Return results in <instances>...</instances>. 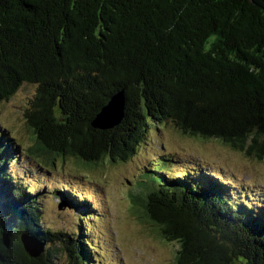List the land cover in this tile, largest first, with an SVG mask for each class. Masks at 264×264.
<instances>
[{"label":"trees","instance_id":"trees-1","mask_svg":"<svg viewBox=\"0 0 264 264\" xmlns=\"http://www.w3.org/2000/svg\"><path fill=\"white\" fill-rule=\"evenodd\" d=\"M28 86L29 153L51 166L126 161L167 124L264 162V12L248 0H0V103ZM119 91L120 124L94 129ZM12 149L0 137V264H54L57 251L92 264L96 250L79 234L44 228L32 187L12 174ZM158 156L135 202L178 245L176 263L264 264V189L237 191L204 167L174 175ZM23 237L48 247L31 258Z\"/></svg>","mask_w":264,"mask_h":264},{"label":"rangeland","instance_id":"rangeland-1","mask_svg":"<svg viewBox=\"0 0 264 264\" xmlns=\"http://www.w3.org/2000/svg\"><path fill=\"white\" fill-rule=\"evenodd\" d=\"M33 93L32 86L23 87L13 98L0 103V137L11 145L16 158L12 174L17 182L32 187L44 228L50 232L72 231L96 250L91 253L92 264H177L178 245L163 240L152 225L144 222L137 210L141 205L135 202L143 197L138 178L145 168L160 161L158 155L169 156L174 170L169 173L174 175L204 167L220 181L229 180L237 191H242L241 186L247 192L264 189V162L248 158L216 139L183 135L171 124L157 127L144 139L140 137L126 161L105 160V164L89 168L65 158L56 159L51 166L29 153L34 137L23 113ZM65 191L91 208L79 205V209L80 203L68 202ZM53 262L67 264L60 251L55 252Z\"/></svg>","mask_w":264,"mask_h":264},{"label":"water","instance_id":"water-1","mask_svg":"<svg viewBox=\"0 0 264 264\" xmlns=\"http://www.w3.org/2000/svg\"><path fill=\"white\" fill-rule=\"evenodd\" d=\"M253 6L264 12V0H248ZM125 98L124 91L113 95L104 105L91 126L94 129L110 130L118 126L124 117ZM22 245L31 258H37L43 252L44 245L32 237H23Z\"/></svg>","mask_w":264,"mask_h":264}]
</instances>
